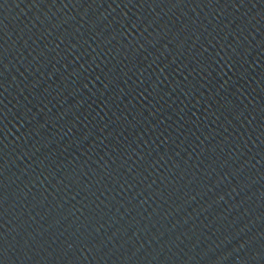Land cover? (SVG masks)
<instances>
[{
    "label": "water",
    "instance_id": "obj_1",
    "mask_svg": "<svg viewBox=\"0 0 264 264\" xmlns=\"http://www.w3.org/2000/svg\"><path fill=\"white\" fill-rule=\"evenodd\" d=\"M0 264H264V0H0Z\"/></svg>",
    "mask_w": 264,
    "mask_h": 264
}]
</instances>
